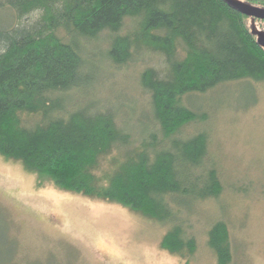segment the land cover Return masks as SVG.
Instances as JSON below:
<instances>
[{"label":"trees","instance_id":"obj_1","mask_svg":"<svg viewBox=\"0 0 264 264\" xmlns=\"http://www.w3.org/2000/svg\"><path fill=\"white\" fill-rule=\"evenodd\" d=\"M244 1L264 8V0ZM0 7L20 21L0 23L1 155L63 190L123 204L162 224L174 222L191 200L220 196L218 171H199L208 133L182 135L208 116L184 98L226 82H264V47L251 29L253 17L225 0H0ZM129 18L135 29L122 34ZM102 32L111 37L107 56L114 64L126 65L147 49L166 59L164 75L153 67L141 75L158 127L137 144L113 111L89 104L71 111L73 97L65 95L89 88L94 77L83 71L84 41ZM29 116L40 119L27 126ZM108 157L110 169L99 173ZM209 234L218 264H230L227 223L216 222ZM161 247L183 256L197 249L179 222Z\"/></svg>","mask_w":264,"mask_h":264},{"label":"rangeland","instance_id":"obj_2","mask_svg":"<svg viewBox=\"0 0 264 264\" xmlns=\"http://www.w3.org/2000/svg\"><path fill=\"white\" fill-rule=\"evenodd\" d=\"M19 22L14 11L0 7L1 24ZM136 23L127 19L122 34L133 31ZM249 23L256 36L264 31L263 22L251 18ZM84 43L83 71L94 78L89 88L65 94L73 97L71 111L87 104L113 111L137 144L158 127L141 75L148 67L164 75L166 59L147 49L120 66L107 56L108 32ZM184 102L208 116L185 126L182 135L208 133L207 158L199 171H218L223 185L218 198L191 200L174 222L162 224L123 204L63 190L0 154V264H218L208 241L210 228L221 220L230 233V264H264V82H226L207 93L190 94ZM39 119L24 117L27 126ZM101 162L99 173L110 169V157ZM178 222L186 237L196 240L192 255L161 247Z\"/></svg>","mask_w":264,"mask_h":264},{"label":"water","instance_id":"obj_3","mask_svg":"<svg viewBox=\"0 0 264 264\" xmlns=\"http://www.w3.org/2000/svg\"><path fill=\"white\" fill-rule=\"evenodd\" d=\"M229 3L232 8H236L239 12L244 15H248L253 18L264 20V8L259 6H253L249 3L238 1V0H225ZM258 43L264 47V31L258 33Z\"/></svg>","mask_w":264,"mask_h":264}]
</instances>
